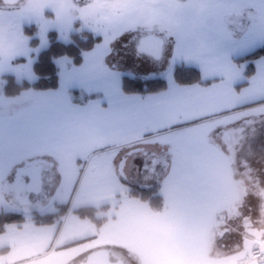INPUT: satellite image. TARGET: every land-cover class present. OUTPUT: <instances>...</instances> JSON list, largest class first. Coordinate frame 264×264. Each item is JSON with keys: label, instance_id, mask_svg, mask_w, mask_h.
I'll return each mask as SVG.
<instances>
[{"label": "rangeland", "instance_id": "rangeland-1", "mask_svg": "<svg viewBox=\"0 0 264 264\" xmlns=\"http://www.w3.org/2000/svg\"><path fill=\"white\" fill-rule=\"evenodd\" d=\"M11 21L15 22L18 29L14 24L9 25ZM197 21L216 26L218 22H223L227 29L220 27L215 30L218 34L217 39L226 44L230 40L225 36L226 31L233 36L247 33L251 40L254 33L264 31V0H19L14 4H5L0 0V91L5 83L2 76L6 74L19 73L15 75L19 83L23 80L29 84L36 81L37 77L32 71V66L40 52L50 44V32H55L54 37L64 43L73 41V34L76 31L84 30L100 40L95 47L83 53L84 60L80 65H75L67 56L54 59L63 85L66 84V79H69L71 84L86 80L99 72L102 74L101 65L103 66L104 62L107 67L118 70L120 76L161 77L169 81L173 78L175 66L178 64L173 58L175 36L179 35L182 42L191 41V36L195 35L198 29L200 30ZM34 27L32 35L25 34V28ZM148 29H154V32L164 39L162 55L159 58L137 49L139 40ZM218 45L226 46L219 42ZM15 60L23 62L24 67H18L19 64L12 62ZM82 89H73V98H81L86 94L84 88ZM2 103L6 104V101L2 100ZM189 132L188 128L179 132L176 130L168 132L166 136L172 142L176 140L178 143L167 146V150L170 151L168 156L162 154L164 149L162 144L151 140L142 146L144 153L138 152L127 158L124 172L128 182L119 176L118 165L129 149L103 146L80 158L73 157L59 163L54 162L52 181L38 184L31 188L32 191L25 189L22 193L24 204L17 203L18 199L14 202L19 208L9 209L6 207L8 204L4 206L0 203L2 211L17 210L27 217L56 213L60 205L68 202L71 206L56 241L54 238V248L48 254H37L38 250L34 246H27L31 250L22 251L24 260L19 264H77L90 253L104 248L105 246L94 247L99 240L95 238L97 236L88 240H93L87 244L91 248L82 246L75 256H70L74 248L71 250L62 248V243L70 232L75 239L94 235L88 229H79L74 224V220L80 218L75 210L101 205H108L107 213H112L116 206L121 208L118 220L113 224L114 229L111 228L112 233L127 235L140 243H144L146 238L147 245L150 243L146 234L147 228L152 233V240H155L153 243L163 244L167 251L176 255L173 256L175 258L173 260H177L180 264H234V256L238 250L232 252L219 247L216 238L210 233L211 229L205 228L208 220L206 217L211 215L210 203L205 202V207L210 208L207 210L200 208L201 205L197 207L200 203L190 204L186 197L194 186L189 180L190 175H194L192 173L194 161L190 156L193 153L208 151L203 146L194 145L190 151L176 152L177 148L182 149L188 142L183 138L193 137L188 135ZM139 142L142 141L138 140L133 145ZM112 154H116V159L111 165L106 160ZM181 159L187 161L186 168L182 169ZM26 161L28 160H8L2 172L0 170V192H5L4 184L7 181L18 179L21 169L28 163ZM166 162H170L167 170ZM144 165L147 166L146 169L143 168ZM164 170L170 175L163 185V193L167 197L166 203L163 201L165 215H154L157 213L151 215L150 210L153 209L148 201L136 200L135 206L123 201L131 184L144 182L153 187L157 183L149 180L150 174L153 171L163 173ZM193 177L198 179L195 175ZM218 179L215 177L212 182ZM144 183L141 186H144ZM248 189L250 192L254 191L251 190V186ZM8 190L11 192L12 188ZM158 190L159 188H157L159 194ZM250 195L249 198L256 203L255 194ZM10 198V196L6 197L8 200ZM174 202L179 205L175 206ZM218 212L213 217L214 222L212 221L215 227L220 223L224 224L216 220ZM104 214L99 212L97 217ZM162 219L166 220L164 226L152 227L160 225ZM84 222L90 224L94 231L98 230L88 219ZM153 228H160L162 233H154ZM25 230L30 229L23 231ZM27 233L29 232L26 231L18 236L19 241L24 245H28L30 241L27 239L30 238ZM140 243H137V246L142 248ZM114 249L118 254L125 252L118 250L120 248L117 247ZM140 250L143 254V249ZM148 253L151 252L148 250ZM53 259L54 262H49ZM140 259L143 262V259ZM152 260L154 264H167L164 256L162 258L152 256ZM133 263L137 264L135 261Z\"/></svg>", "mask_w": 264, "mask_h": 264}, {"label": "crops", "instance_id": "crops-1", "mask_svg": "<svg viewBox=\"0 0 264 264\" xmlns=\"http://www.w3.org/2000/svg\"><path fill=\"white\" fill-rule=\"evenodd\" d=\"M197 22L200 24V30L198 29V32L191 36V41L182 42L179 39V35L178 37L175 36L173 58L178 63L177 65L184 64L197 69L201 80L212 81L210 84L192 83L179 85L174 79L173 72V78L167 81L165 90L147 95L127 94L122 88V75L120 76L119 71L114 70V67H107V64L103 61V66L101 65L102 74L99 72L86 80L71 84H69V79H66V84L63 85L60 82L59 87L54 90L29 89L16 97H7L1 90V172L9 159L28 160L26 162L42 159L51 163L53 168L54 162L59 163L73 157L80 158L97 148H103V146L112 147L113 149L125 148L144 137H154L155 140L153 141L162 144L164 147L177 145L176 140L172 142L166 136L169 131L170 133L172 130L179 132L185 128L205 126L210 122L231 121L233 119L230 118H236L242 111L240 110L237 113L240 108L254 106L263 101L264 56H259L252 61L238 59L264 47V31L261 30L257 34L254 33L250 38L251 40H249L247 33H239L233 36L226 31L225 36L230 39L229 43L226 44L217 39L218 34L216 32L217 28L219 29L220 27L227 29L223 22H218L217 26L201 21ZM13 24L18 29V26L13 21L9 25ZM218 42L226 46H220ZM12 62L19 64L18 67H24L23 62H18L17 60ZM251 63L253 71L251 75L246 76L247 68ZM17 74L14 75L17 76ZM170 84L175 85L177 87L176 90L179 92L192 94L205 100V105L186 110L177 116L169 117L163 124H154L145 128L136 120V112L139 105L148 97L167 91L170 88ZM75 88L80 90L84 88L86 93L84 95H89L91 98L86 102H76L72 96V90ZM2 100L6 101V104L2 103ZM234 115L236 116L234 117ZM194 117H198V119ZM179 120H188L189 122L178 123L177 121ZM169 124L172 126L168 127ZM196 137L201 138L202 135ZM191 139L196 141L195 145L203 146L208 151L198 154L193 153L190 156L192 161H194L192 173L198 179H195L194 175H190L189 180L194 186L186 197L190 204L200 203L197 207L201 205L200 208H207V210H210V208L205 207V202L210 203L212 206L211 215L206 217L208 220L205 228H210L211 235L216 238L217 226L213 225V217L219 211L216 216V220H219V214L224 210L222 202L224 198L234 196L233 191L235 190L233 189L235 184L231 182L232 176L227 170V157L217 151L212 143L197 138ZM181 141L183 140L181 139ZM222 147L224 148V145ZM115 159L116 154H112L106 162L112 165ZM166 163L167 170L170 167V162ZM146 167L144 165L143 168L146 169ZM169 176V173H166L165 170L163 173L153 171L149 178L152 182L160 183L158 191L165 203L167 197L163 193V185ZM215 177L219 179L212 182ZM233 177V179H237L243 176L235 172ZM137 183L143 184L144 182ZM4 185L5 192H0V203L4 206L8 204L6 207L9 209L19 208L14 204L17 199L16 194L14 191L12 192L11 190L10 192L8 190V188L14 189V186L8 181ZM130 189L124 196L123 201L134 206L136 200L147 202L131 195ZM252 190H254L252 193L255 192V188ZM7 196L11 197L10 200L6 199ZM17 203L20 202L18 201ZM174 205L177 206L179 204L174 202ZM95 208L99 209L96 212V217L99 212L103 214L106 212L103 216L97 217L103 220L100 225L88 217H81L76 212L80 218H76L74 224L79 229H88L94 235L83 238L75 236L78 239L73 237L72 232L66 235L62 248L64 250L74 248L70 256L77 255L76 252L81 250L82 246L87 249L91 248L87 244L93 240H88L97 236L95 238L99 240L94 247L113 246L133 252L143 259V264H154L152 256L160 258L164 256L167 264H180L177 260H173L175 259L173 256L176 255L167 251L163 244L153 243L155 240H152V233L147 228L146 234L148 239H150V243L147 245L146 238L144 243H140L135 238L127 237V235L122 236L112 233L111 228L114 229L113 224L118 220L121 210L119 206H116L112 213H107L108 205H101ZM164 208L165 206H162L160 211L151 207L153 209L150 210L151 215L154 213H157L154 214L156 216L165 215ZM0 212H2L1 205ZM21 213L24 215L23 212ZM86 219L95 224L98 230L94 231L90 224H86L84 222ZM162 221L164 224H162ZM162 221L160 225H153L152 227L164 226L166 220L162 219ZM24 229L30 230L23 231ZM26 231L29 232L27 234L30 236V238L27 237L30 240L28 245L22 244L18 238L19 235L26 233ZM10 232H12V235ZM153 232L160 234L162 230L153 228ZM56 234L57 225L55 222L37 224L30 216H25V220L21 223L7 224L5 230L0 233V264L22 263L24 260L22 251L24 249L31 250V246L41 252H37V254H45L52 247ZM32 239L33 241H31ZM79 240H82L83 243L76 246L70 245ZM137 243H140L143 247H138ZM140 249H143V254ZM148 250L151 253H148ZM51 261L54 262L55 260L53 259L49 262Z\"/></svg>", "mask_w": 264, "mask_h": 264}, {"label": "flooded vegetation", "instance_id": "flooded-vegetation-1", "mask_svg": "<svg viewBox=\"0 0 264 264\" xmlns=\"http://www.w3.org/2000/svg\"><path fill=\"white\" fill-rule=\"evenodd\" d=\"M151 34L158 35L153 31L146 32L142 37ZM239 111L237 117L231 121L210 122L198 128H188L190 130L188 135L193 137L183 138L185 141L197 138L212 143L217 151L227 157V170L232 176L231 182L235 184L233 189L235 191L233 197H226L222 202L228 222L217 226L216 240L219 247L232 252L239 251L249 238L264 236V100L254 106H245L237 110V113ZM198 135L202 137H196ZM167 149V147L162 149L164 156H168L170 152ZM49 165L48 171L42 167L40 169L46 174L53 172L51 163ZM235 172L243 177L233 179ZM18 176L14 184L18 198L22 200L21 193L25 191L28 179L24 170ZM249 186L255 188L253 194L256 196V203L249 198L252 193L248 189ZM125 252L127 254H124ZM125 252L118 254L114 251V255L125 264H134L133 261L143 264L141 257L133 252ZM87 257L78 263L86 261Z\"/></svg>", "mask_w": 264, "mask_h": 264}, {"label": "trees", "instance_id": "trees-1", "mask_svg": "<svg viewBox=\"0 0 264 264\" xmlns=\"http://www.w3.org/2000/svg\"><path fill=\"white\" fill-rule=\"evenodd\" d=\"M35 30L34 28L24 29L25 34L32 35ZM50 44L46 49H44L38 55L36 62L32 66V71L36 75L37 79L35 82L29 84L23 80L20 82L17 80L16 76L13 74H6L2 76L5 81L2 86V93L7 97H16L21 95L22 92L29 89L37 90H54L60 85V77L58 74V66L56 65L54 59L60 56H67L73 60L75 65L82 64L84 58L83 53L91 50L100 42L97 37H93L89 31H76L73 34V41L69 43H64L57 40L54 36L55 32H50ZM259 56H264V47L255 50L254 52L240 58L238 60H248L252 61ZM253 71L252 63L249 64L246 76L251 75ZM174 79L179 85H187L192 83L210 84L212 81L201 80L199 71L193 67L186 66L184 64H179L175 66ZM122 88L127 94H139L147 95L156 93L167 88V81L161 77H150L141 78L136 76H122ZM77 93V92H76ZM91 96L83 95L81 98H76V102H86ZM158 185L151 186H141L138 184L130 185V194L137 196L142 200L148 201L154 210H160L163 206L162 197L157 193ZM69 204L60 205L58 212L53 214L37 215L33 217V220L37 224H45L54 222L56 217L60 213H64ZM99 209L91 206L81 207L75 210L81 217H88L96 224L100 225L102 219L96 217V212ZM24 216L18 212H0V233L5 230V226L9 223H21L24 221ZM82 240L71 243L70 245H76L82 243Z\"/></svg>", "mask_w": 264, "mask_h": 264}, {"label": "snow or ice", "instance_id": "snow-or-ice-1", "mask_svg": "<svg viewBox=\"0 0 264 264\" xmlns=\"http://www.w3.org/2000/svg\"><path fill=\"white\" fill-rule=\"evenodd\" d=\"M230 87V85H229ZM175 85L170 84V88L158 95L150 96L143 100L136 112V120L148 128L150 125L163 124L169 117L177 116L189 109L204 106L206 101L192 94L182 93L176 90ZM198 119V117H194ZM178 123H188V120H179ZM172 125L169 124L168 127ZM194 139L189 140L184 147L177 148L176 152L183 153L190 151L195 145ZM147 155V153H145ZM182 169L187 167V161L181 159Z\"/></svg>", "mask_w": 264, "mask_h": 264}, {"label": "water", "instance_id": "water-1", "mask_svg": "<svg viewBox=\"0 0 264 264\" xmlns=\"http://www.w3.org/2000/svg\"><path fill=\"white\" fill-rule=\"evenodd\" d=\"M19 0H3L5 4H14ZM153 29H148L147 31L151 32ZM164 41L161 37L155 35H147L140 39L138 50L144 52L154 58H159L162 54ZM143 148H134L127 151L126 156H130L133 153L141 151ZM126 164V157H124L118 166V172L121 176L126 177L124 172V167ZM41 167L35 162L29 166L25 173L28 176L27 190L32 191L31 188L38 185L44 184L46 180L51 176L46 174ZM43 186V185H42ZM79 264H124L122 263L113 253L111 249H99L90 253L87 257V260Z\"/></svg>", "mask_w": 264, "mask_h": 264}, {"label": "built area", "instance_id": "built-area-1", "mask_svg": "<svg viewBox=\"0 0 264 264\" xmlns=\"http://www.w3.org/2000/svg\"><path fill=\"white\" fill-rule=\"evenodd\" d=\"M234 264H264V237L251 238L247 246L235 258Z\"/></svg>", "mask_w": 264, "mask_h": 264}]
</instances>
